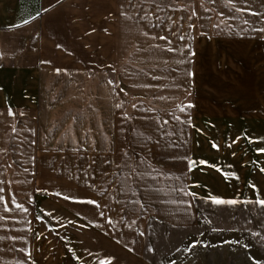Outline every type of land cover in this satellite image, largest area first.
<instances>
[{
    "label": "rangeland",
    "instance_id": "374dc122",
    "mask_svg": "<svg viewBox=\"0 0 264 264\" xmlns=\"http://www.w3.org/2000/svg\"><path fill=\"white\" fill-rule=\"evenodd\" d=\"M256 1L233 0L231 7L228 0H156L163 6L158 11L152 0H117V13L96 15L95 23L77 16L75 26L83 30L74 45L42 48L32 115L0 112V235L13 215L28 213L22 198L34 192L17 188L29 178L54 187L58 168L85 189L61 193L85 198L94 190L116 201L123 199V162L134 167L137 152L163 166L182 158L185 104L199 86L200 64L229 60L232 52L247 55L249 47L237 38L255 32L257 16L248 7ZM94 166L96 188L89 190ZM200 215L193 228L151 222L147 258L155 264H264V205L207 202ZM193 241L201 243L192 247Z\"/></svg>",
    "mask_w": 264,
    "mask_h": 264
},
{
    "label": "crops",
    "instance_id": "0c3cea01",
    "mask_svg": "<svg viewBox=\"0 0 264 264\" xmlns=\"http://www.w3.org/2000/svg\"><path fill=\"white\" fill-rule=\"evenodd\" d=\"M116 8L117 0H0V112L32 115L42 48L74 45L83 30L77 16L95 23ZM248 14L258 17L255 32L237 38L247 55L200 64L199 86L185 104L182 158L163 166L137 152L134 167L123 162V199L116 201L94 190L85 198L61 193L85 189L58 168L54 187L29 178L17 188L34 192L22 198L29 211L13 215L0 235V264H155L146 256L151 222L193 228L211 197L264 200V0ZM88 181L96 188L95 166Z\"/></svg>",
    "mask_w": 264,
    "mask_h": 264
},
{
    "label": "snow or ice",
    "instance_id": "6c2138e0",
    "mask_svg": "<svg viewBox=\"0 0 264 264\" xmlns=\"http://www.w3.org/2000/svg\"><path fill=\"white\" fill-rule=\"evenodd\" d=\"M152 4L155 5V7H156V9L158 11H163V6H161V4H159V3H157L156 0H152ZM228 5L231 6V7H235V4H234L233 0H228ZM167 6L171 7L172 5H167ZM37 15H39V13H37ZM147 15H148V13L146 12L145 16H147ZM31 19H35V17H32ZM22 23L23 24H27V23H29V21L28 20H24ZM245 23H248V21L246 20ZM149 26L150 27H154V25H151V24ZM16 27H20V25H17ZM259 31L264 32V28L259 29ZM145 34H147V33H145ZM160 38L164 39L165 41H167V39H168L167 36H162ZM180 38L183 39V37H180ZM2 54L3 53H0V55H2ZM56 71L60 72L61 70L60 69H56ZM109 83H111V81H109ZM121 106L122 105H117V107H121ZM133 107H135V105H133ZM9 112H10V114H14V113L11 112V109L9 110ZM74 151L79 152V149H75ZM124 155L128 156V153L125 152ZM128 158L131 159V157H128ZM192 163H194V162H192ZM201 163H206V161H201ZM117 167H120V165H117ZM262 171H264V169H262ZM193 195H195V194L193 193ZM211 200L217 205H224V204L234 205V204L238 203V201H236L234 199L233 200H225V199H222V198H219V197H211ZM88 203L93 204V205H97V207H99V205L97 204L96 200H89ZM258 203L261 204V205H264V200H260ZM17 206L18 207H23L22 205H17ZM24 210L27 211V209H24ZM9 211H10V209H9ZM132 214H135V213L133 212ZM100 215H104V213L100 212ZM198 243H201V241H193L191 246L195 247ZM204 246L206 247L207 245L205 244ZM245 247H247V245H245ZM109 264H111L110 261H109ZM256 264H261V262L259 260H257Z\"/></svg>",
    "mask_w": 264,
    "mask_h": 264
}]
</instances>
